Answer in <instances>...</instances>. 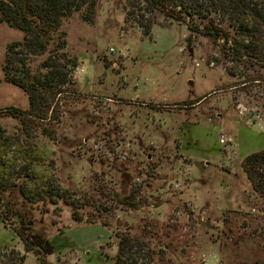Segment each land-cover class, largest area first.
<instances>
[{
  "label": "rangeland",
  "instance_id": "obj_1",
  "mask_svg": "<svg viewBox=\"0 0 264 264\" xmlns=\"http://www.w3.org/2000/svg\"><path fill=\"white\" fill-rule=\"evenodd\" d=\"M125 5L101 0L94 24L75 14L62 28L60 55L77 67L52 102L49 136L33 139L68 191L66 201L34 212L36 229L57 247L48 262L116 264L130 235L162 251L156 264H264V197L242 168L264 150V58L236 61L231 42L229 54L204 33L189 43L188 26L162 15L145 37L126 23ZM23 40L0 25V109L30 108L4 72L9 45ZM47 58L28 56L34 75L47 73ZM0 134L19 137L21 126L6 117ZM132 197L139 206L126 203ZM6 249L25 254L0 218ZM25 264L41 263L30 253Z\"/></svg>",
  "mask_w": 264,
  "mask_h": 264
},
{
  "label": "trees",
  "instance_id": "obj_2",
  "mask_svg": "<svg viewBox=\"0 0 264 264\" xmlns=\"http://www.w3.org/2000/svg\"><path fill=\"white\" fill-rule=\"evenodd\" d=\"M101 0H0V25L24 33V40L9 45L4 65L5 80L25 90L30 108L15 106L0 109V121L10 118L21 126L19 137L0 134V218L6 229L16 232L25 254L16 249L1 250L0 264H25L34 254L41 264H51L48 257L57 252L56 245L36 229L35 211L47 212L48 204L66 201L68 191L51 174L53 165L46 164L33 144L35 133L47 136L54 121L53 100L66 93L77 60L60 51L67 45L62 30L64 22L75 14L87 24H94ZM126 23L152 37L159 25L157 15L184 23L193 35L204 33L225 43L234 60L244 57L257 61L264 58V3L258 0H124ZM229 24L235 37L223 24ZM203 27V28H202ZM232 43L228 50L227 45ZM22 47V49H20ZM48 54L45 75H34L28 66L29 55ZM4 133V132H3ZM49 136V135H48ZM242 168L254 191L264 197V150L248 156ZM136 197V196H135ZM135 198L126 199L134 204ZM137 209V208H135ZM77 221L83 217L74 214ZM162 251L151 249L130 235L120 240L116 264H156Z\"/></svg>",
  "mask_w": 264,
  "mask_h": 264
},
{
  "label": "built area",
  "instance_id": "obj_3",
  "mask_svg": "<svg viewBox=\"0 0 264 264\" xmlns=\"http://www.w3.org/2000/svg\"><path fill=\"white\" fill-rule=\"evenodd\" d=\"M111 51L112 52H115V49L113 48V49H111ZM231 142H232L231 139H228V138L222 136V138H221V143L222 144H224V145H230Z\"/></svg>",
  "mask_w": 264,
  "mask_h": 264
}]
</instances>
